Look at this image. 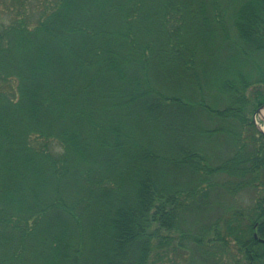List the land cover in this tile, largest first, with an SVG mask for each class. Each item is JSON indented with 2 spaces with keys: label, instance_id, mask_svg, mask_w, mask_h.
<instances>
[{
  "label": "trees",
  "instance_id": "obj_1",
  "mask_svg": "<svg viewBox=\"0 0 264 264\" xmlns=\"http://www.w3.org/2000/svg\"><path fill=\"white\" fill-rule=\"evenodd\" d=\"M0 1V264H264V0Z\"/></svg>",
  "mask_w": 264,
  "mask_h": 264
},
{
  "label": "rangeland",
  "instance_id": "obj_2",
  "mask_svg": "<svg viewBox=\"0 0 264 264\" xmlns=\"http://www.w3.org/2000/svg\"><path fill=\"white\" fill-rule=\"evenodd\" d=\"M11 18H12V14L8 12V10L5 8V6H3V4L0 1V25L7 23L9 20H11ZM256 118L261 128H263L264 121L261 120L259 116H256Z\"/></svg>",
  "mask_w": 264,
  "mask_h": 264
},
{
  "label": "water",
  "instance_id": "obj_3",
  "mask_svg": "<svg viewBox=\"0 0 264 264\" xmlns=\"http://www.w3.org/2000/svg\"><path fill=\"white\" fill-rule=\"evenodd\" d=\"M256 115L259 116L260 119L264 121V104L261 105L260 107H258V108L256 109V111H255V113H254V117H255ZM254 121H255V124L257 125V127L260 128V126L258 125L256 119H254ZM260 240H261V241H264V239H260Z\"/></svg>",
  "mask_w": 264,
  "mask_h": 264
}]
</instances>
